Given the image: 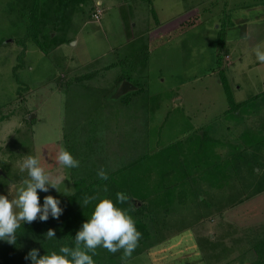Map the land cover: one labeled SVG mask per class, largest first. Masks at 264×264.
<instances>
[{"label": "rangeland", "instance_id": "1", "mask_svg": "<svg viewBox=\"0 0 264 264\" xmlns=\"http://www.w3.org/2000/svg\"><path fill=\"white\" fill-rule=\"evenodd\" d=\"M4 6L2 0L0 40L10 45H0V194L11 193L12 185L27 178V170L20 167L25 155L35 156L46 172L62 181L57 190L63 194L51 188L46 193L37 190L38 198L52 195L61 200L73 194L78 188L70 182L69 169L56 159L67 120L83 123L88 118L100 124L113 113L112 132L118 110L128 103L144 115L128 142L133 145L128 154L140 153V130L145 128L152 157L144 161L145 168L119 176L122 185H117L130 187L131 196H143L141 216L127 211L134 223L150 230L151 238L136 247L138 254L132 251L110 260L97 247L93 264H249L253 255L232 233L242 219L240 213L253 211L254 199L233 211L226 204L251 193L248 188L257 178L264 182V141L250 150L252 142L264 140V63L253 53L264 43V0H88L77 7L66 31L51 34L58 44L48 55L29 44L27 67L18 83L10 76L19 49L12 40L14 17ZM219 41L227 88L217 74ZM126 76L132 85L139 83L141 99L129 95L132 91L127 97L117 94L123 80L118 82ZM75 79L80 80L76 85L67 82ZM100 94L105 95L103 102ZM254 97L250 114L242 109V117L227 112L228 99L239 104ZM248 128L259 140H250ZM203 133L207 140L202 143L196 136ZM196 143L202 144L194 152L196 164L208 159L209 171L221 174L222 180L183 171V163L188 167L194 159L189 151L197 149ZM72 145L65 148L70 153ZM243 145L248 154L256 153L257 165L234 174L226 164ZM167 169L171 176L164 183L170 185L154 189L158 175ZM178 195H184L181 205ZM135 200L140 208V200ZM220 205L224 207L219 210ZM58 228L50 218L22 222L15 244L0 242V264H31L25 258L29 250L37 249V258L47 254L41 234Z\"/></svg>", "mask_w": 264, "mask_h": 264}, {"label": "trees", "instance_id": "2", "mask_svg": "<svg viewBox=\"0 0 264 264\" xmlns=\"http://www.w3.org/2000/svg\"><path fill=\"white\" fill-rule=\"evenodd\" d=\"M1 1L2 0H0V2ZM4 1L5 12L8 15L14 17L12 22L14 23L13 29L16 32L14 33L12 40L14 44L19 47V49L15 54L18 61H16L15 65L12 66L10 76L13 82L18 83L19 73L27 67L25 53L27 52V47L29 46V44L34 45L43 55H48L58 44L56 42V35L51 37V34L63 33L64 31H66L68 25L71 23L70 19L75 14L77 7L88 0ZM13 23L11 24L13 25ZM0 45H4V47H6L10 44L7 42L3 43V40H0ZM222 45V41H219L217 43V48L215 50V62L218 65L217 74L220 79V83L223 85V88H227L228 85L226 77L224 76V67L221 66L223 60V55L221 54ZM122 80L129 81V78L128 76H126V79H120L118 83H120ZM67 82H69V84L76 85L80 82V80L75 79L74 81L69 80ZM138 84L139 83L137 82L136 84H134L137 86V90L131 92L129 95L136 94L140 97L142 91H140L141 88L138 86ZM59 86L62 87L61 84H59ZM18 88L21 90L25 89L21 87ZM17 93H19V91ZM129 95L127 94L123 97H127ZM98 97L101 98L103 102V98L105 97V95L103 96V94H100ZM256 98L257 97H254L252 100H246L239 104H234L232 99L230 98L228 99L229 105L227 112H230V115H238L242 117V109L243 111L246 110V113L244 114H250L248 113V108L255 104ZM122 106H125L126 109L122 111L118 110L119 113H117V116L115 117V120L118 122L115 131L111 132V123L114 120L115 116L113 113H110L108 115V118H105V122L103 121L104 123L99 122L100 124L96 123L94 119L86 118L82 123L80 120L72 118L70 120H67L66 126L62 129V141H64L63 147L66 148L70 144H73L71 146V154L75 159L79 161V166L77 168L68 170L69 179L72 186L75 188L77 187L78 189L73 194H69L68 196L60 200V207L63 209V211L58 218L53 219L49 217L54 221L55 224L57 223L59 225V228L54 233V239L50 240L46 237L45 241L42 239L44 241V249L47 250V253L50 251H58L59 247L64 245L73 247L71 238L74 237L80 225L90 217L93 207L96 203V201H92L87 206H82L81 200L85 196L95 195L98 199L107 197L112 199L115 204L116 193L120 192L127 197V200L116 204L117 207L126 210L129 209L132 211V214L137 217L141 216L144 213L145 203L143 201V196H131V193L129 192L130 187L128 188V186L126 188L118 187V185H122L119 176H122L127 172L132 173L137 169L145 168L144 161L148 158V156H150L148 155L149 149L147 143V129L145 128L143 130H140L142 133V146L141 143L138 146L136 145L138 149H140V153L128 154L130 148L133 147V145L131 146L128 142L132 141L135 130L139 131V126L137 125L139 124V119L141 118L142 121L144 115L140 117L139 109L137 114L133 111L132 106H130L128 103ZM143 123L146 124L145 121H143ZM197 130L200 131L202 130V128H199ZM249 132H251V130L248 128L247 133L249 134ZM249 135L251 138L250 140H259L258 138L253 136V134ZM196 138L200 139L202 143L207 140L204 133L202 136H196ZM108 140L109 143H111L109 144V147L107 145ZM188 140L192 141L193 137H188ZM262 141L264 140L255 141L254 143L252 142L250 150L254 151V149H257V147L262 144ZM170 144L174 143L172 142ZM97 146L99 147V149L96 148ZM195 146L197 148L196 150L192 149L191 151H189L194 158L192 162L188 163V167H191V169H188L186 164L183 163V171H196V174H198V176L205 179L207 178L204 175L209 176L215 180H222L221 174H214L209 171L211 170L212 164H210L208 159L203 162L204 164H196L197 159L194 152H199L201 150L200 147H202V144L196 143ZM235 150H237V148H235ZM238 151L239 152H236L235 154L233 153V155H231L232 158L228 160L226 164V166L229 165L230 167H232V171L234 172V174H236V172L242 173L247 171V168L251 167V165L253 168L256 167V153H253L252 151L251 155L248 154L247 151H249V149H247L244 145L242 150L239 149ZM182 160L183 159L179 160L177 165L178 167L180 165L179 163L182 164ZM89 161L90 163L88 164ZM115 162H120V164L114 165ZM84 163H87L88 165L85 167V169L80 170L79 167ZM101 169L106 173L107 179L102 180L98 177L97 172ZM168 170L170 169L165 170V174L163 176L158 175L159 178L154 189L160 186L166 185L165 187H167L168 185H170L164 183V181H166V177L171 176ZM183 175L184 174H182L179 178H182ZM184 177L186 178L187 176ZM178 180L176 178L175 181ZM217 182L218 181H216L215 183ZM253 182L254 183L250 184L248 188V190L251 189V193L246 192V194H241L239 196L244 197H242L241 199H236V201H234L235 198H237L235 197L233 201L226 205L228 206L227 209L233 211L242 204L248 203V201L254 199V201H251L250 207H254L255 210L253 209V211L245 212L246 214L251 213L246 216H244V212L240 213L239 217H241L242 215V219L239 220L238 225L236 222V230L232 234H236L237 241H240L242 239L247 246V250L249 251V253L253 255V258L249 262V264H264V182L261 183L258 178ZM219 186H221L223 189V185ZM178 193H180V191ZM232 196L236 195L232 194ZM183 197L184 195L176 196L178 204L181 205L182 202L184 203L185 199L183 200ZM135 199L140 200V208H137L138 203ZM222 207H224V205H220L219 210ZM134 224L136 230L141 234L136 245V247H138V245L144 244L147 239L151 238V233L144 224ZM44 234L45 233L43 232L41 236H44ZM136 247L133 251L138 254L139 248ZM99 248L101 250L100 252L102 256H105L108 260L123 254V249L112 253L104 248ZM245 254L246 251L244 252V255ZM242 255L243 254H241V257ZM223 264H229V262H225Z\"/></svg>", "mask_w": 264, "mask_h": 264}, {"label": "clouds", "instance_id": "3", "mask_svg": "<svg viewBox=\"0 0 264 264\" xmlns=\"http://www.w3.org/2000/svg\"><path fill=\"white\" fill-rule=\"evenodd\" d=\"M253 53L257 61L264 63V43L257 44ZM56 159L64 169L79 166V161L63 146L60 147ZM20 167L21 171L27 170V178L12 185L11 193L8 191L7 195L0 194V242L8 244H15L17 230L21 229L22 222H32L36 219L46 221L49 217L56 219L63 211L58 198L52 195L38 198L37 194V190L46 193L50 188L58 192L57 184L62 181L53 177L52 173L46 172L38 159L32 155H25ZM97 175L102 180L107 179L102 169ZM67 191L68 189L64 187V192ZM115 200L114 204L113 200L107 197L99 199L95 195L83 197L82 206H87L92 201L96 203L90 217L80 225L71 238L74 246H60L58 251H50L39 258L38 250L33 248L25 258L31 264H93L97 247L112 253L123 249V255L130 256L141 234L136 230L128 211L116 206L126 201L127 197L118 192ZM44 236L52 240L54 231L49 229Z\"/></svg>", "mask_w": 264, "mask_h": 264}, {"label": "water", "instance_id": "4", "mask_svg": "<svg viewBox=\"0 0 264 264\" xmlns=\"http://www.w3.org/2000/svg\"><path fill=\"white\" fill-rule=\"evenodd\" d=\"M137 87L132 85L131 83H129L128 81H124L120 83L119 87H118V91L117 94L118 95H125L126 93L130 92V91H136ZM32 118V116H30L28 118V120H30Z\"/></svg>", "mask_w": 264, "mask_h": 264}, {"label": "crops", "instance_id": "5", "mask_svg": "<svg viewBox=\"0 0 264 264\" xmlns=\"http://www.w3.org/2000/svg\"><path fill=\"white\" fill-rule=\"evenodd\" d=\"M127 81V80H126ZM132 92H134V91H132Z\"/></svg>", "mask_w": 264, "mask_h": 264}]
</instances>
